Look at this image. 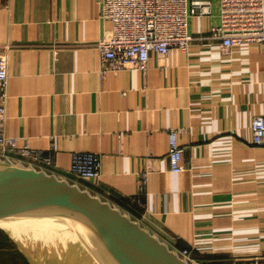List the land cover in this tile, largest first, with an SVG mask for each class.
<instances>
[{"label": "crops", "instance_id": "crops-1", "mask_svg": "<svg viewBox=\"0 0 264 264\" xmlns=\"http://www.w3.org/2000/svg\"><path fill=\"white\" fill-rule=\"evenodd\" d=\"M213 2L212 15L192 18L188 50L105 71L97 43L113 22L98 0H0L6 132L42 151L16 164L78 184L174 251L191 249L193 263L264 264V144L252 128L264 113V50L225 51ZM172 127L184 130L181 171L170 165ZM76 150L100 155L99 176L70 172Z\"/></svg>", "mask_w": 264, "mask_h": 264}, {"label": "built area", "instance_id": "built-area-1", "mask_svg": "<svg viewBox=\"0 0 264 264\" xmlns=\"http://www.w3.org/2000/svg\"><path fill=\"white\" fill-rule=\"evenodd\" d=\"M101 14L113 22L112 28L97 43L102 68L119 70L138 67L146 70L152 52L168 55L174 48L188 50L194 35L190 29L194 16L212 15L213 0H98ZM225 51L242 43H258L264 50V0H219V20L211 27ZM8 61L0 54V159L16 164L18 155L42 156V151L25 144L6 132L8 119ZM256 144H264V113L252 121ZM182 127L169 129V159L173 171L185 168ZM101 157L96 152L76 150L70 172L82 179L101 173ZM188 262L191 249L176 251Z\"/></svg>", "mask_w": 264, "mask_h": 264}, {"label": "water", "instance_id": "water-1", "mask_svg": "<svg viewBox=\"0 0 264 264\" xmlns=\"http://www.w3.org/2000/svg\"><path fill=\"white\" fill-rule=\"evenodd\" d=\"M21 214L67 216L93 228L116 264H191L108 201L56 175L0 162V218ZM31 264L32 257L18 240ZM69 264L66 255H59Z\"/></svg>", "mask_w": 264, "mask_h": 264}, {"label": "bare ground", "instance_id": "bare-ground-1", "mask_svg": "<svg viewBox=\"0 0 264 264\" xmlns=\"http://www.w3.org/2000/svg\"><path fill=\"white\" fill-rule=\"evenodd\" d=\"M0 227L34 254L47 250L54 259L57 252L69 264H116L94 229L73 217L21 214L0 218Z\"/></svg>", "mask_w": 264, "mask_h": 264}, {"label": "rangeland", "instance_id": "rangeland-1", "mask_svg": "<svg viewBox=\"0 0 264 264\" xmlns=\"http://www.w3.org/2000/svg\"><path fill=\"white\" fill-rule=\"evenodd\" d=\"M18 246H20L18 240L12 237L4 228L0 227V264H28L19 253L21 250ZM23 249L27 251L32 257V261L36 264H64L57 252H55V258L51 259L47 250H45L44 254H34L28 245L27 248L24 247ZM189 263L195 264L192 260H189Z\"/></svg>", "mask_w": 264, "mask_h": 264}, {"label": "trees", "instance_id": "trees-1", "mask_svg": "<svg viewBox=\"0 0 264 264\" xmlns=\"http://www.w3.org/2000/svg\"><path fill=\"white\" fill-rule=\"evenodd\" d=\"M19 253L24 257V259L26 260V262H27L28 264H30V262L28 261V259L26 258V256H25L21 251H19Z\"/></svg>", "mask_w": 264, "mask_h": 264}]
</instances>
